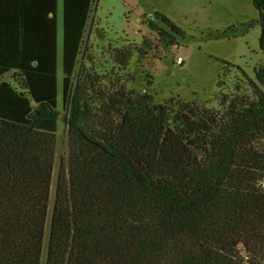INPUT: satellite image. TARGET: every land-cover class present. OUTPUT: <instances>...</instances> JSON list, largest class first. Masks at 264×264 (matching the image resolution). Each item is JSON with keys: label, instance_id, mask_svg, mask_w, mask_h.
I'll use <instances>...</instances> for the list:
<instances>
[{"label": "trees", "instance_id": "trees-1", "mask_svg": "<svg viewBox=\"0 0 264 264\" xmlns=\"http://www.w3.org/2000/svg\"><path fill=\"white\" fill-rule=\"evenodd\" d=\"M96 2L63 0V115L59 0H0V264H43L60 120L69 150L46 264H264V59L255 77L219 59L217 105L157 103L121 74L133 49L98 67ZM156 19L183 43L179 24Z\"/></svg>", "mask_w": 264, "mask_h": 264}, {"label": "rangeland", "instance_id": "rangeland-1", "mask_svg": "<svg viewBox=\"0 0 264 264\" xmlns=\"http://www.w3.org/2000/svg\"><path fill=\"white\" fill-rule=\"evenodd\" d=\"M95 10L86 41L91 44L98 67L109 73L114 67L115 51L133 49V60L121 74L130 80V88L152 94L157 103L180 97L197 100L202 105H217V83L223 69L219 59L243 67L253 77L254 68L264 59L260 44L262 27L257 24L260 13L253 0H98ZM63 12V0H59V101L64 115ZM158 12L166 14L185 30L183 43L173 44L171 39L151 29L150 21L157 20ZM247 25L252 27L246 34L225 36L230 28L242 29ZM68 150V127L60 120L43 264L47 261L58 174Z\"/></svg>", "mask_w": 264, "mask_h": 264}, {"label": "built area", "instance_id": "built-area-1", "mask_svg": "<svg viewBox=\"0 0 264 264\" xmlns=\"http://www.w3.org/2000/svg\"><path fill=\"white\" fill-rule=\"evenodd\" d=\"M183 62V59L182 58H180V63H182ZM262 185L264 186V182L262 183Z\"/></svg>", "mask_w": 264, "mask_h": 264}, {"label": "water", "instance_id": "water-1", "mask_svg": "<svg viewBox=\"0 0 264 264\" xmlns=\"http://www.w3.org/2000/svg\"><path fill=\"white\" fill-rule=\"evenodd\" d=\"M97 2H98V0H97ZM97 8V7H96ZM96 11V10H95Z\"/></svg>", "mask_w": 264, "mask_h": 264}]
</instances>
